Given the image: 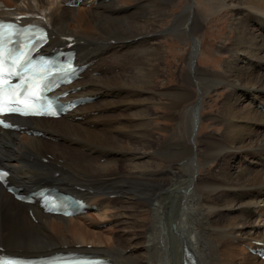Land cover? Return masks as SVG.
Here are the masks:
<instances>
[{
    "label": "bare ground",
    "instance_id": "obj_1",
    "mask_svg": "<svg viewBox=\"0 0 264 264\" xmlns=\"http://www.w3.org/2000/svg\"><path fill=\"white\" fill-rule=\"evenodd\" d=\"M78 1L0 0V18H32L50 28L43 51L73 38L78 64L88 67L68 88L69 99L95 98L68 118L26 119L20 131L0 129V168L11 171V185L22 194L57 187L92 210L48 215L0 189V249L30 257L92 254L114 264H184L186 247L197 264H264L250 253L264 244V0H205L214 14L234 15L224 47L230 59L218 75L196 61L205 18L197 17L195 0L164 31L159 24L175 0L74 6ZM169 30L193 42L184 84L198 88L200 98L192 102L190 89L167 92L173 112L189 106L172 118L177 139L160 144L153 132L155 79L163 59L158 42ZM217 86L229 88L212 118L222 138L201 136L205 92ZM115 225L140 242L133 235L123 246L107 242Z\"/></svg>",
    "mask_w": 264,
    "mask_h": 264
},
{
    "label": "rangeland",
    "instance_id": "obj_2",
    "mask_svg": "<svg viewBox=\"0 0 264 264\" xmlns=\"http://www.w3.org/2000/svg\"><path fill=\"white\" fill-rule=\"evenodd\" d=\"M191 0H175L168 8V16L162 19L159 24V28L163 31L172 27L173 23L176 21V17L181 15H186L187 3ZM197 2L195 9L197 11V17L205 18L203 22V28L199 32V37L202 41L201 54L196 59L198 67L204 71L210 72L212 74L218 75L224 72L225 62L230 59V55L226 52L224 47L229 46L230 40L233 36V23L234 15L232 13H227L226 11L214 14L212 6L205 0H195ZM207 3V4H206ZM194 8V7H193ZM186 17V16H185ZM167 31L163 33L162 39L158 42L163 51V59L160 64V72L155 79V87L157 89L156 104L153 107L154 118L156 120L154 124L155 137L160 140V144L166 142L170 139H177L176 137V127L178 123L173 121L175 117L181 116L183 113V108L189 106L185 104L182 109L177 113L173 112L171 109V103L173 101V96L168 94V91H182L189 90L195 93V99L192 102H196L200 98V93L198 88L186 87L184 84V76L188 70L187 57L192 50L193 42L189 38H182L177 33ZM178 37V38H177ZM188 39V40H187ZM131 60L129 62V67L131 66ZM117 65L116 62L113 63ZM140 64V63H139ZM138 64V66H139ZM157 85V86H156ZM183 87V88H181ZM229 88L225 86H217L209 89L205 92L204 96V109L203 113V123L201 125L200 135L205 136V134L215 133L217 136L222 138V127L215 124L212 120L214 116L219 113V108L222 102L227 99ZM244 97L241 99V103H244ZM187 105V106H186ZM215 105V106H214ZM176 113V115H174ZM175 116V117H174ZM68 118V117H66ZM173 118V119H172ZM117 136L123 142H128L129 137L123 138V135L111 134ZM92 158V156H89ZM104 163V160L100 161ZM122 164V165H121ZM119 163V168L121 170H126L123 162ZM128 166H133L127 164ZM233 165L231 164L232 168ZM206 169L201 171L204 173ZM115 226L117 228H115ZM112 230H110L109 238H111V243L123 246L132 235L135 237L136 242H140L136 234L129 232L122 234L119 231V226L115 225ZM111 227V226H110ZM114 230V231H113ZM112 231V232H111ZM111 235V236H110ZM126 238H125V237ZM113 237V238H112ZM143 242V241H142ZM23 255V254H21Z\"/></svg>",
    "mask_w": 264,
    "mask_h": 264
},
{
    "label": "snow or ice",
    "instance_id": "obj_3",
    "mask_svg": "<svg viewBox=\"0 0 264 264\" xmlns=\"http://www.w3.org/2000/svg\"><path fill=\"white\" fill-rule=\"evenodd\" d=\"M0 27H2V25H0ZM0 112H2V109H0ZM5 174H0V178H2V176Z\"/></svg>",
    "mask_w": 264,
    "mask_h": 264
}]
</instances>
